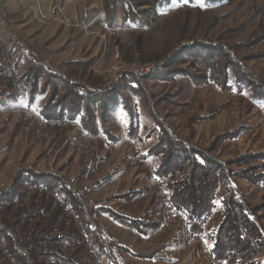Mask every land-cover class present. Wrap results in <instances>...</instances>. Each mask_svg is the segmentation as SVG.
<instances>
[{"label": "rangeland", "instance_id": "1", "mask_svg": "<svg viewBox=\"0 0 264 264\" xmlns=\"http://www.w3.org/2000/svg\"><path fill=\"white\" fill-rule=\"evenodd\" d=\"M46 1H43V7L40 5L38 8V14L33 5L28 7L27 3L25 7V12L31 10L33 18L29 19L36 23L28 29L33 38L43 43L41 48L29 41H34L32 38H25L12 21L16 15L20 17V12L14 16L6 7L9 25L4 28L0 23V90L6 93L7 89L2 84L11 85L15 80L10 76L14 70H5L15 59V49L23 48L26 52L25 47L30 46L44 61L67 74L66 79L77 85V91L85 90V85L97 88L113 84L112 71H117V67L123 70L116 73L115 82L125 72L141 76L152 100H159L156 109L168 127L193 145L206 148L216 143L213 154L222 161L247 152L264 151V102L255 99L248 89H239L233 70H229L231 87L224 88L214 82L203 83L192 59H181L194 54L207 58L208 53L200 44L223 45L255 77L264 81V0H115L113 18L89 28L75 24L67 26L56 21V11L54 17L44 14ZM69 1L64 0V3ZM99 27L116 33L106 40L98 35ZM11 33H15L27 46H17ZM58 33L64 35L61 41L65 49L78 57L67 68L52 63L45 51L47 37ZM77 33L82 37L75 38ZM197 42L199 45H195ZM116 48L120 50L118 56ZM178 49L181 50L179 61L173 59L169 64L168 59ZM26 56L29 65L27 53ZM162 64L172 65V68L164 66L162 69ZM143 66L147 69L141 72ZM129 96L134 115L126 104H118L107 112L106 125L118 139L117 143L113 144L103 133L89 131L112 147L122 146L121 150L111 149L101 142L95 144V150L90 154L76 151L75 144L82 142L80 135L78 142L66 141L65 128L58 126H65L63 123L54 129L44 130L41 136L31 123L12 124V111L25 102L20 97H15V100L0 98V185L13 179L19 184L25 182V175L21 172L30 165L29 175L33 174L36 182H42L43 176L49 174L74 178L76 187L85 188L84 199L94 209L91 216L96 219V224H106L109 236L118 243L120 252L137 264H224L216 259L214 262V259L202 258L204 248L201 245L186 248L185 230L174 227L166 219L161 200L153 202L146 196L152 182L147 170L137 161L136 153L139 150L145 155L155 142L157 131L145 98L128 93ZM22 108L34 110L27 106ZM33 112L51 122L61 121L35 110ZM76 123L82 126L78 120ZM130 132L133 138L128 137ZM222 136L224 138H220ZM51 146L53 149L48 152ZM146 160L154 170V165ZM232 181L235 184V179ZM236 181L252 205H262L258 213L264 215V183ZM67 183L76 190L70 181ZM71 204L74 206L73 202ZM102 207L131 218H142L148 213L161 224L151 233L142 235L106 217L98 211ZM204 242V247L211 251L205 238ZM149 255L151 257H146ZM103 257V264H108L109 259ZM263 258L258 264L264 262Z\"/></svg>", "mask_w": 264, "mask_h": 264}, {"label": "trees", "instance_id": "2", "mask_svg": "<svg viewBox=\"0 0 264 264\" xmlns=\"http://www.w3.org/2000/svg\"><path fill=\"white\" fill-rule=\"evenodd\" d=\"M195 45H199V42ZM200 45L208 53L207 58L194 54L181 59H192L190 61L192 65H197L198 78L203 83L214 82L229 88V70H233L239 89H248L255 99L264 102V81L237 61L225 46ZM180 51L178 49L174 52L168 59L170 62L167 60L166 63L172 64L173 59L179 61ZM164 66L172 68L168 64L160 67L164 69ZM14 67H7L5 70L12 72ZM16 68L17 71L10 73V76L27 89L28 107L49 118L68 117L78 120L84 129L94 133L102 132L113 143H117L118 139H115L116 136L110 133L106 125L107 112L118 104H126L134 115L135 109L130 104L128 93L144 97L157 131L156 140L145 156L163 179L177 210L208 241L219 263L258 264L264 257V215L258 213L262 205H252L248 195L236 181L243 179L253 184L264 183V151L247 152L222 161L213 154L216 143L204 148L179 138L159 116L156 109L159 100H152L141 76L134 73L125 72L118 81L105 87L91 88L85 85V90L79 92L77 85L67 77L54 78L55 76L32 63L25 67L21 56L16 61ZM19 91L21 90L17 92ZM128 137L133 138V133H128ZM232 179H235V184ZM40 181L60 187L66 200L73 202L83 224L91 232L101 257L106 256L108 264H116L113 253L115 245L108 246L100 240L96 219L91 216L94 209L85 202V192L79 193L71 188L61 175H45ZM98 211L142 235L151 233L161 224V221L149 217L148 213L142 218H131L107 207Z\"/></svg>", "mask_w": 264, "mask_h": 264}, {"label": "built area", "instance_id": "3", "mask_svg": "<svg viewBox=\"0 0 264 264\" xmlns=\"http://www.w3.org/2000/svg\"><path fill=\"white\" fill-rule=\"evenodd\" d=\"M0 20H2L6 26L9 24L6 23V2H2L0 0ZM98 35L105 38L106 40L110 37V35H115L116 32H108L103 28L97 29ZM25 46H27L24 43ZM27 50L30 51L31 57L35 61H42L46 63L47 65L51 66V69L60 70L57 67H54L50 63H47L44 61L42 56L34 49H30V46H27ZM115 53H120L119 49L115 50ZM147 68H140L141 72H144V70ZM121 68L117 67V71H112L114 74L113 82H115V76L117 72H120ZM63 75L67 77V74H65L62 70H60ZM13 85V87L11 86ZM11 85H5V88L8 89H21L18 86V83H13ZM1 87V86H0ZM22 90V89H21ZM11 123H21V122H27L31 123L35 128L38 135H42V132L44 130H50L54 129L55 127H58L60 129H64V132L66 133L65 138L68 134H73L75 132H81L80 130L72 127V126H63L61 127L56 122H41L38 121V119H32L30 117V112L25 111L24 108H19V110H13L11 113ZM30 124V125H31ZM24 125V124H23ZM58 125V126H57ZM28 129V128H25ZM83 133V132H82ZM50 138V137H49ZM104 143V145H107L106 147L114 148V150L120 151L122 146H114L112 147L111 144H107L105 140H102V138L98 137L97 135L92 136H84L83 134V141L80 142V144H75V149L79 154H90V152H93L95 150V144ZM53 149V146H51L48 150L50 152ZM136 159L139 162L140 165H142L149 174L150 180L152 182V185L148 188V194L146 196L151 200H165V210L166 214H169V222L176 228H183L185 229V232L188 233V240L185 244L186 248L193 249L196 246V243H203V241L200 238V233L197 232L190 222V220L183 215L181 212H179L174 205L173 202H171V196L169 192L164 188L163 185H161V177L157 176L153 173L152 169L149 168V165L147 163V160H141L138 158L136 153ZM23 168V167H21ZM25 168H30V166H26ZM67 181H70L74 185V178H67L65 177ZM75 189L78 192L83 193L84 187H76L74 185ZM57 201V198L52 193L46 192L44 190H41L40 188H31L30 189V195L28 198H21L19 197L16 199V201H10L9 203H0L2 205V212H0V227L11 229V222L15 219V217H23L24 219V225H25V234H23V238H17V244H19V247L29 255H33L34 252H42L45 250H57L58 247H60V244H67L70 249V255H76V252H78V247H85L88 248V245L86 241L83 244H76V235L77 233H82L79 231V227L75 219H70V214L67 208H65L64 203L63 205V217L61 218L60 224L56 225V228L58 229V236H51L48 235V232H46V224L48 222H51V212H52V202ZM8 207H18V214H8ZM39 208H46V217H39ZM27 224H35V231H27ZM33 236H41V242L43 244V251H36L33 249ZM101 239H103L108 246L111 244L114 246V255H115V263L116 264H137L135 261H133L131 258L123 255L120 250L118 249V243L112 239H105L104 236H101ZM115 244H114V243ZM0 247L3 249L4 254V244L0 243ZM204 258L207 260V258H214L216 259L214 255H211V253L204 247ZM90 253V261H95L94 255L89 251ZM6 255V254H4ZM216 262V260H215ZM15 264V263H14ZM52 264H70V258H67V263H59L56 262V260H52ZM77 264H88L80 262V259H78ZM229 264V263H224Z\"/></svg>", "mask_w": 264, "mask_h": 264}, {"label": "bare ground", "instance_id": "4", "mask_svg": "<svg viewBox=\"0 0 264 264\" xmlns=\"http://www.w3.org/2000/svg\"><path fill=\"white\" fill-rule=\"evenodd\" d=\"M2 2H4V0H2ZM8 16L9 15L7 14V9H6V23L10 18ZM0 23L4 26V28L8 27L5 25V23L2 20H0ZM108 32H114V31L110 30ZM11 37L13 38L17 46L21 45L23 47L24 45L23 42L15 33H11ZM26 53L28 55L29 61L32 64L38 65L44 71L51 74L52 76L66 77L61 73L60 70L51 69V66L47 65L42 61H35L31 57L30 51L26 50ZM118 55L119 54L117 53V56ZM141 68H145V67L143 66ZM18 86L20 87L19 84ZM18 90L21 89H8L7 92L4 93V95L6 94L8 96H12ZM19 108L21 107H17L14 110H19ZM28 109H25V111L30 112V117L32 119H38V121L41 122L52 121V120L49 121V119L46 120L45 118H43V116H39L36 113H34L33 112L34 110L31 111ZM60 120L61 121L59 123L61 124L63 123L66 126H72L81 131V132H75L73 134H68L66 137V141L68 142H71L73 140L74 141L77 140L76 142H78L79 135L81 137L80 141H83V134L84 136L96 135L94 133L89 132V130L84 129L82 126L78 125L74 120L71 119H60ZM137 156L141 160H146L144 153L140 152L139 150L137 152ZM152 171L155 175L159 176L153 169ZM21 173H23L22 175H25L24 177L25 182L19 184V182L17 181L15 182L13 179V181L11 180L8 183H4L0 185V203H9L10 201H16V199H18L19 197L28 198L30 195L31 188H40L41 190L52 193L53 195L56 196L57 201L52 202L51 222H48L46 224V232H48V235L58 236V229L56 228V225L60 224L61 218L63 217L62 203H64L65 208H67V210L69 211L70 219H75V221L78 224L79 231L82 232V233H77L76 244H83L86 241L88 248L78 247V252H76V255H70V249L67 244H60V247H58V251L57 250L43 251L41 236H33V249L36 251H43V255L42 252H34L33 255H29L19 247V244H17V238H23V234H25L24 219L23 217H15V219L11 222V229L0 227V243L4 244V254H6V255L3 254V249L0 247V264H14V263L15 264H52V260H56V262L59 263H67V258H70V264H77L78 259H80V262L83 263L103 264L104 258H102L103 256L101 257L100 255L101 253L98 251L97 248L98 245L96 244L97 245L96 247L91 232H89V229L83 224V221L81 217L77 214L74 206L68 200H66V198L60 191V188L58 186L50 187V185H47L43 182H36L34 180L35 178L34 179L32 178L33 174L29 175V173L31 172L28 170V168L26 170L23 169ZM161 185L164 186L162 179H161ZM161 203L163 206L162 207L164 211L163 213L166 219L169 221V214H166V210H165V200H161ZM0 212H2V205H0ZM8 214H18V207H8ZM39 217H46V208H39ZM96 226L101 236H104L105 239H111L108 232L109 227L107 228L106 224L99 223V225L96 224ZM27 231H35V224H27ZM200 238L203 241V243H196V245L205 246L204 238L201 234H200ZM100 240H102L104 244H107L103 239H101V237ZM187 240H188V233H186L185 236V244ZM89 251L92 253V255H94L95 261H90ZM209 252L211 253V251ZM211 255H213V253H211Z\"/></svg>", "mask_w": 264, "mask_h": 264}, {"label": "crops", "instance_id": "5", "mask_svg": "<svg viewBox=\"0 0 264 264\" xmlns=\"http://www.w3.org/2000/svg\"><path fill=\"white\" fill-rule=\"evenodd\" d=\"M41 1L42 2H40L39 0H6V7L9 11H11V13L14 16L16 15V12H20L21 14L20 17L19 15H16L15 17L12 18V21L16 23V27L20 29V31L22 32V35L25 38L27 39L32 38L34 40V41L29 40L34 46L40 47V48L41 46H43V43L39 39L33 38L29 31L30 27L36 26V23L32 19H29V18H33V16H31V10L27 9V12H25V7H27L26 6L27 3H28V7L33 5L35 13L38 14L40 13L38 9L40 8V5L41 7L44 6V3H43L44 0H41ZM55 2H57L56 5H55ZM67 4L64 3V0H47L46 1V5H47L46 11H44V14L46 13V15H53V13L56 11L55 17L53 15L56 21L60 23L63 22L67 26L70 24H75L81 28L82 27L84 28L85 26H88L89 28L90 26H93L94 24L96 25L97 22L103 23V21L106 20L107 18H113L112 15L114 13V8H115V0H71ZM55 7H58V9L55 10L56 9ZM27 15H28V18L24 19V17H26ZM63 28L64 26H62V30ZM79 37L81 38L82 36L81 34L77 33L75 38H79ZM48 38L49 36L46 39V43H45L46 50L45 51H46L47 57L52 63L61 64L65 66V68H67V66H69L70 63H73L74 61L78 60V57L73 56V53L71 54V52H68V50L65 49L64 43L61 41V39L62 40L64 39V35H61L58 33V34L52 35L49 39ZM87 42H88V38H87ZM15 50H16V55L14 57L15 59L11 62L12 65H9L8 67L15 66L13 70L17 71L16 61L19 56L22 57V63L24 64L25 67H27L28 64L26 62L27 56H26L25 50L23 48H19ZM12 80H14V78H12ZM15 80L13 82L11 81V84L18 83L22 87V90L19 92H15L12 96L9 97V96H6V94L4 95L5 92L3 91V89H1L0 98L1 99H7V98L14 99L15 97H20V99H23L25 104L20 103L19 105L15 107L27 106L26 102L28 98V91L21 82H19L17 79ZM2 86H5V84L4 85L2 84ZM80 92H83V91H80ZM58 119H71V118L65 117V118H58ZM71 120H75V119H71ZM99 133H102V132H99Z\"/></svg>", "mask_w": 264, "mask_h": 264}]
</instances>
